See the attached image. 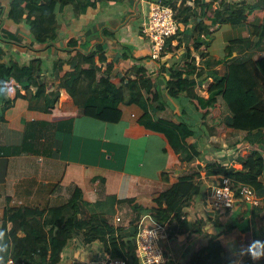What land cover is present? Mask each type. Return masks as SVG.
I'll use <instances>...</instances> for the list:
<instances>
[{
  "label": "crops",
  "instance_id": "crops-1",
  "mask_svg": "<svg viewBox=\"0 0 264 264\" xmlns=\"http://www.w3.org/2000/svg\"><path fill=\"white\" fill-rule=\"evenodd\" d=\"M11 1L0 0V5L6 6L8 10ZM152 1L154 0H101L80 17H74L72 8L68 6L59 13L60 37L56 43L45 47L37 45L32 48L28 27L13 26L6 21L5 25L16 31L18 43L3 42L0 39V46L6 52L2 61H9L12 57L26 63L32 58H41L43 67L37 77L38 82L30 86L33 94H36L41 84H59L65 73L74 69L68 63L61 69L55 70L53 67L57 60L70 57V52L66 50L69 39L83 36L87 41V51L94 49L99 43L104 45L106 62L113 67L111 80L117 86H122L129 78L137 77L135 68H144L148 74L158 76L161 63L166 61H189L210 71L205 66V60L209 56L206 55L207 50L213 58L218 59L222 41L225 43L224 54L229 56V41L248 36V23L264 22V0H260L262 8L252 14L249 22L234 23L224 28L222 24L215 25L211 31L213 34L217 33V38H212L210 46L204 45L201 49H196L193 39L198 32L189 27V24L197 23L199 19L191 17L189 23L181 25L186 29L182 45L167 51L161 58L154 59L151 57L150 43L143 33ZM188 1L189 5L193 4L191 0ZM202 6L208 16H211L218 3L203 0ZM196 9L201 12L200 6ZM6 15L7 11L4 13ZM205 22L210 24V19L205 18ZM77 49L82 48L77 45L73 48V54ZM104 69L105 66L102 67ZM101 74L102 71L99 70L96 79ZM206 74L198 78L196 87V93L204 97L208 96V88L213 82L212 77H207ZM84 85H88V94L92 90L89 79L85 80ZM164 88V78L158 77L153 92ZM52 90L53 87L47 86V93ZM16 91L27 93L20 84L15 85L14 81L8 83L4 93L10 98L15 96ZM165 99L169 101V105L159 114L143 111L135 104H121V119L118 122H108L79 115L82 96L76 99L65 87L60 89V95L49 111L31 107L24 96H18L4 110L3 88L0 83V238L9 234L3 228L5 216L9 226H14L11 218L24 210H46L70 199L96 201L110 194L120 199L133 198L144 207H153L156 206L155 200L160 193L172 184L175 183L178 189L185 191L192 183L197 182V179L189 182L179 178L199 169L203 164L202 158L212 159L219 166L242 167L237 155H246L249 148V144L243 141L244 131L221 123L216 135L197 139L193 131L180 120V104L176 100H169L167 96ZM181 102L196 117L188 100L183 98ZM222 110L220 100L214 115L218 116ZM185 118L188 120V115ZM212 122L209 120V123ZM193 143L196 144L200 158L189 161L190 145ZM200 171L205 186L203 194L196 207L187 208L186 212L188 216L203 217L206 231L195 234L186 243L187 233L180 232L179 222L167 224L161 240L167 257L164 264H185L191 251L208 244L207 233L220 234L219 238L226 248L225 261L264 257L261 255L254 258L249 251L250 243L264 241V193H258L261 198V205L258 207L237 200L229 209L214 211L208 205L207 198L212 186L219 183L222 176L207 177L203 169ZM262 180L264 182V173ZM122 207L131 209L127 202L118 204L117 213L110 217V223L123 226L126 240H133L136 233L130 221L135 213L131 209L132 213L127 221L120 224L123 220L120 214ZM142 220L145 225L152 223L150 216L146 214ZM43 231L47 234L44 237L47 244L45 248L38 250L47 258L44 264H103L109 258L99 239L85 242L84 234L80 233L73 235L61 248L63 236H50L46 228ZM17 234L25 237L26 231L20 227ZM227 235L228 247L225 243ZM242 237L245 241H241ZM257 248L264 251V245H258Z\"/></svg>",
  "mask_w": 264,
  "mask_h": 264
},
{
  "label": "trees",
  "instance_id": "trees-1",
  "mask_svg": "<svg viewBox=\"0 0 264 264\" xmlns=\"http://www.w3.org/2000/svg\"><path fill=\"white\" fill-rule=\"evenodd\" d=\"M100 1L12 0L8 10L6 6L0 5V39L3 42L18 43V35L5 25L7 21L13 26L28 27L32 48L37 45L45 47L54 44L61 35L60 11L70 6L73 16L80 17L86 14L89 8L97 6ZM187 1L161 0L163 5L178 9L175 17L179 25L178 31L167 38L163 55L172 48L182 45L186 29L181 25L189 23L191 17L199 19L197 23L191 22L189 27L198 32L193 39L194 47L201 49L204 45L210 46L212 38H217V33L213 34L211 31L212 27L222 24L224 28L234 23L249 22L252 14L262 8L260 3L248 0H213L218 3V7L212 10L211 16H208L203 10V0H193L192 5L187 4ZM199 6L201 12L196 9ZM6 11L7 15L4 16ZM205 18L210 19V24L205 22ZM248 28V36L229 41V56L224 54L225 43L222 41L221 55L218 59L213 58L209 50L206 51V55L209 56L205 60V66L210 68V71L189 61L177 63L166 61L161 63L158 76L148 74L144 68H135L137 77L129 78L122 86H117L111 80L113 67L106 62L103 44L99 43L94 49L87 51L85 37L70 38L66 49L70 52V57L57 60L53 69H61L65 63L74 66V69L66 72L59 84H41L36 94H33L30 86L38 82L37 77L43 67L42 59L32 58L22 63L11 57L9 61H2L6 52L0 46V83L3 88L4 110L11 106L18 96H24L29 100L31 107L49 111L57 101L60 89L65 87L76 99L82 96L79 115L118 122L123 114L121 104H135L143 111L159 114L169 105V101L165 99L167 96L169 100H176L180 104V120L193 131L197 139L216 135L217 127L225 123L228 127L244 131L243 141L249 144L246 155L240 153L237 155L241 168L219 166L211 159L202 158L203 164L199 169L179 178L181 181L189 182L197 179V182L192 183L185 191L178 189L175 183L172 184L160 193L155 200L156 206L153 207H144L133 198L120 199L110 194L96 201L70 199L62 205L46 210H24L11 218L14 226H9L8 218L5 216L3 228L9 234L0 238V243L7 248L6 252L0 253V264H5L10 256L25 260L26 264H44L47 258L41 255L42 252L38 248L46 247L47 241L44 237L47 234L43 231L45 228L50 236H63L61 248L73 235L83 233L85 242L98 239L102 241L109 258H125L129 264H139L135 238L126 240L124 227L110 223V217L117 213V205L123 202H127L135 213L130 221L135 227V233L146 224L142 220L146 214L161 225L178 221L180 232L187 233L185 241L187 243L195 234L206 231L203 217L188 216L186 212L187 208L196 207L205 188L200 169L205 171L207 177L221 175L230 178L235 184L236 193L239 192L241 184H248L259 194H263L264 55L259 57L256 55L264 53V22L259 24L250 22ZM77 45L82 49H77L73 54V48ZM97 62L101 65L99 66ZM104 66L105 69L102 70ZM99 70L102 74L97 80L96 73ZM204 73L213 79L207 97L196 93L198 78ZM158 77L164 78L165 88L153 92ZM87 79L92 89L88 94V85L87 87L84 85ZM11 81H14L15 85L20 84L27 93L16 91L14 97L7 98L6 87ZM47 86L53 87L51 93L46 92ZM183 98L192 105L196 117L189 113L187 106L181 102ZM220 100L223 110L215 116L214 110L219 106ZM187 115L188 120L185 118ZM209 120L213 122L209 123ZM190 151L189 161L200 158L196 144L190 145ZM20 227L26 231L25 237L17 234ZM219 235L207 233L208 244L199 250L191 251L185 264H264V257L225 261L226 248ZM34 253L38 255L32 256Z\"/></svg>",
  "mask_w": 264,
  "mask_h": 264
},
{
  "label": "built area",
  "instance_id": "built-area-1",
  "mask_svg": "<svg viewBox=\"0 0 264 264\" xmlns=\"http://www.w3.org/2000/svg\"><path fill=\"white\" fill-rule=\"evenodd\" d=\"M179 29L175 17V11L171 6L163 5L161 0L152 1L143 33L151 46V57H162L167 38L173 36ZM235 184L230 178L222 177V180L212 186L208 194L207 203L214 211L229 209L237 200L258 207L261 198L258 192L248 184H241L239 192L234 189ZM150 225H143L135 236L137 246V259L139 264H164L167 261L161 240L166 232V225L156 223L150 218ZM120 220V217H117ZM241 241H245L242 237ZM252 243L249 244V246ZM5 264H26L25 260H18L10 256ZM103 264H129L125 258H108Z\"/></svg>",
  "mask_w": 264,
  "mask_h": 264
},
{
  "label": "rangeland",
  "instance_id": "rangeland-1",
  "mask_svg": "<svg viewBox=\"0 0 264 264\" xmlns=\"http://www.w3.org/2000/svg\"><path fill=\"white\" fill-rule=\"evenodd\" d=\"M154 1H156V0H154ZM230 1V0H229ZM191 2L193 3V0H191ZM248 2H252V3H254V2H258V3H260V0H248ZM189 3V1H187V4ZM191 3V4H192ZM173 9H174V11H175V14H176V12H177V10L178 9H175L173 6H171ZM177 7V6H176ZM178 8V7H177ZM258 11V10H257ZM260 55H264V53H262V54H259V55H256V57H259ZM227 145V147L229 146V143H227L226 144ZM222 147H224L223 145H221ZM227 147H224V148H227ZM229 148V147H228ZM222 153V152H221ZM220 158V157H219ZM209 159V158H208ZM212 160V159H211ZM214 161V160H213ZM127 209H125L124 207H122L121 208V217L123 218V220L120 222V224L121 223H125L126 221H127V219H128V217H129V214L131 215V213H132V211H131V209H129L128 207H126ZM220 210H218V212H219ZM217 212V213H218ZM236 235H237V238L239 239V235L236 233ZM229 235H227V238L225 239V243H226V246L228 247L229 246Z\"/></svg>",
  "mask_w": 264,
  "mask_h": 264
},
{
  "label": "clouds",
  "instance_id": "clouds-1",
  "mask_svg": "<svg viewBox=\"0 0 264 264\" xmlns=\"http://www.w3.org/2000/svg\"><path fill=\"white\" fill-rule=\"evenodd\" d=\"M258 245H264V241L256 240L249 247V251L251 252L254 258L264 255V251L258 250L257 248ZM6 250H7L6 246L3 243H0V253L6 252Z\"/></svg>",
  "mask_w": 264,
  "mask_h": 264
}]
</instances>
